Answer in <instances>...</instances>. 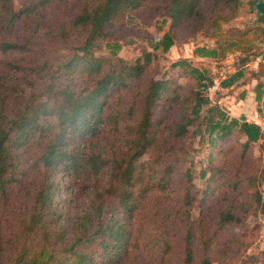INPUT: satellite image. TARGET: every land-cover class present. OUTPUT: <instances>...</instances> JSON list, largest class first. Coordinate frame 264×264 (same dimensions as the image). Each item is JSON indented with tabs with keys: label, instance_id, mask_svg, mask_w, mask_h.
Segmentation results:
<instances>
[{
	"label": "trees",
	"instance_id": "trees-1",
	"mask_svg": "<svg viewBox=\"0 0 264 264\" xmlns=\"http://www.w3.org/2000/svg\"><path fill=\"white\" fill-rule=\"evenodd\" d=\"M242 2L0 0V264L259 262L247 220L264 214V155L247 153L261 127L211 102L212 70L180 58L183 82L157 57L199 35L213 42L196 56L239 51L220 86L249 74L263 112L264 49L222 29ZM131 29L147 45L125 59ZM193 138L216 147L199 170Z\"/></svg>",
	"mask_w": 264,
	"mask_h": 264
},
{
	"label": "rangeland",
	"instance_id": "rangeland-1",
	"mask_svg": "<svg viewBox=\"0 0 264 264\" xmlns=\"http://www.w3.org/2000/svg\"><path fill=\"white\" fill-rule=\"evenodd\" d=\"M242 4L238 9L236 17L228 22L222 23V29L225 30L229 27H238L240 29L248 30V38L251 40V45L254 46L255 51L264 49V20L260 18V13L257 9L251 8L249 0H242ZM152 22H147L142 25L139 22L140 34L150 33V35L158 37L162 31L167 29V23L151 25ZM262 29V30H261ZM131 29L127 33H124L118 39L121 43V48L118 54L125 59H132L140 55V49L142 46L147 45V41L142 37H135L131 34ZM213 41L209 38L201 35L185 39L183 42L176 43L167 52H157L158 61L160 64V74H166L168 77H175L178 75L177 68H172L170 64L180 58L189 59L193 65L199 67H207L212 70L216 75L215 83L207 90V95L212 103H217L224 108L228 115L236 118H244L250 122H255L260 125L262 130L261 138L253 143L252 147L248 151V157H259L264 155V111H257V102L254 99V85L255 80L252 79L249 74L240 78L235 84L223 87L220 86V79L224 78L227 74L232 73L237 69V58L240 55L239 51L228 53L225 58L214 61L209 58H203L194 55L193 50L196 46L211 44ZM148 47V46H147ZM149 48V47H148ZM151 50V48H149ZM253 56H251L252 58ZM246 64L247 69L257 68L262 61L261 57L252 58ZM178 80L184 79L178 75ZM264 97V94H263ZM243 141V139H240ZM191 143L198 149L197 153L193 155L196 162V169L206 165L208 155L216 152V147L207 146V144L200 145L198 138H193ZM264 158V156H263ZM195 183L198 188L203 190V180L198 176L195 177ZM264 189V184L262 186ZM199 208L194 207L192 210V216L197 217ZM248 225L258 224V232L252 245L248 248L247 253H253L259 256V262L257 264H264V214L250 217L247 220Z\"/></svg>",
	"mask_w": 264,
	"mask_h": 264
},
{
	"label": "water",
	"instance_id": "water-1",
	"mask_svg": "<svg viewBox=\"0 0 264 264\" xmlns=\"http://www.w3.org/2000/svg\"><path fill=\"white\" fill-rule=\"evenodd\" d=\"M255 8L264 17V1L260 0L256 3Z\"/></svg>",
	"mask_w": 264,
	"mask_h": 264
}]
</instances>
